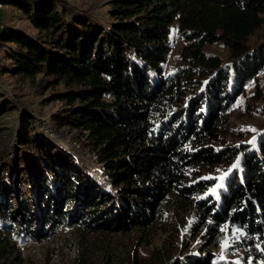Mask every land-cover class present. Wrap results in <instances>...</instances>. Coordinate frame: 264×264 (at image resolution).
<instances>
[{"label": "trees", "instance_id": "1", "mask_svg": "<svg viewBox=\"0 0 264 264\" xmlns=\"http://www.w3.org/2000/svg\"><path fill=\"white\" fill-rule=\"evenodd\" d=\"M0 1L22 11L39 33L33 37L0 25V43L17 47L8 54L12 74L32 79L44 73L68 87L58 96L72 109L65 119L88 134L103 179L79 177L52 155L42 158L41 166L26 161L33 170L31 179L23 176L26 169L19 158V180L44 188L36 196L25 184V198L18 191H5L4 166L0 208L16 209L24 219L43 205L47 212L50 205L53 219L68 217L85 230L118 224L130 231L149 227L161 213L160 204L174 195L183 206L194 208L212 240L219 238L221 229L241 230L244 260L264 264V134L253 146L242 147L246 151L239 166L215 196L214 180L192 183L190 173L231 164L242 151L214 145L229 133L231 107L264 72V38L249 45L264 26V0H117L111 12L115 23L106 34L77 18L66 29L67 4L62 0ZM174 28L184 47L179 67L167 74ZM217 44L229 51L227 63L206 52ZM252 98L263 102L264 116V92L257 88ZM9 106L8 101L0 102V118ZM29 119L21 117L26 134L34 131ZM25 138L20 142L27 146ZM107 184L115 187L117 200L101 210L97 200L110 193ZM70 201L83 211L75 218L61 210ZM16 254L10 236L1 234L0 257Z\"/></svg>", "mask_w": 264, "mask_h": 264}, {"label": "rangeland", "instance_id": "2", "mask_svg": "<svg viewBox=\"0 0 264 264\" xmlns=\"http://www.w3.org/2000/svg\"><path fill=\"white\" fill-rule=\"evenodd\" d=\"M62 1L67 4L64 16L66 29L74 26L77 18L106 34L115 23L111 12L117 0ZM1 24H7L8 28H20L33 37L39 34L30 26L22 11L0 1ZM263 38L264 26L250 39L249 45L254 47ZM10 46L0 43V102L10 103V110L0 118V171L4 166L8 171V176L2 179L4 190L18 191L25 198V184L29 183L36 196L42 193L44 187L40 190L32 181L19 180L17 164L22 158L21 167L26 169L23 176L32 179L33 170L26 166V161L41 166V159L48 155L64 162V168L79 177L102 181L98 170L101 165L90 147L88 134L73 128L68 123L69 119H65L72 109L58 96L67 92L68 87L44 73L32 79L13 75V62L8 60V54L17 47ZM171 46L166 63L167 74L181 63L184 42L176 28L172 33ZM206 52L221 57L225 63L229 61V51L219 44L206 47ZM257 88L264 92V72L248 86L246 95L231 107L228 112L229 133L214 147L242 150V147L256 144L264 134V116L260 113L263 102L252 98ZM23 114L32 118L29 119V126L34 131L28 134L21 128ZM23 136L28 140L27 146L21 145ZM245 151L242 150L231 164L195 168L190 172L193 175L191 182L201 178L214 180L217 185L211 193L215 196L229 173L239 166ZM108 191L110 193H102L103 198L97 200L101 210L110 208L117 200L115 187L109 185ZM13 199L17 200L15 196ZM3 200L0 194V202ZM44 207L46 205L41 207L40 212L33 209L24 219L16 209L0 208V235L10 236L13 250L18 254L8 259L0 257V264H191L196 260L203 264H256L244 260L247 252L239 245L244 236L241 230L221 229L219 238L212 240L207 226L202 227L194 208L183 206L174 195L160 204L161 213L149 227H136L130 231L120 229L118 224L110 225L111 229L102 226V229L85 230L78 223H70L68 217L53 219L50 205L47 212ZM61 210L64 216L69 214L70 218L83 212L76 201H70ZM104 224L103 221L101 225ZM92 226L96 227V223ZM216 241H220L218 246L214 244ZM16 257L20 261H16Z\"/></svg>", "mask_w": 264, "mask_h": 264}, {"label": "snow or ice", "instance_id": "3", "mask_svg": "<svg viewBox=\"0 0 264 264\" xmlns=\"http://www.w3.org/2000/svg\"><path fill=\"white\" fill-rule=\"evenodd\" d=\"M235 167V166H234Z\"/></svg>", "mask_w": 264, "mask_h": 264}]
</instances>
